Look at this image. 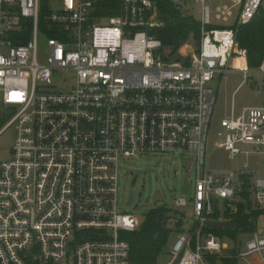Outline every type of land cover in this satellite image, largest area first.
Segmentation results:
<instances>
[{
	"label": "built area",
	"instance_id": "1",
	"mask_svg": "<svg viewBox=\"0 0 264 264\" xmlns=\"http://www.w3.org/2000/svg\"><path fill=\"white\" fill-rule=\"evenodd\" d=\"M101 1L61 0L43 30L42 0H0V104L15 109L0 130L15 129L11 154L0 162V264H137L123 235L143 221L120 208V162L148 154L195 162L196 226L180 231L169 259L156 264H205L228 249L205 231L207 221L233 220L248 184L252 202L264 208V177L248 161L239 170L207 167L212 83L230 69L246 80L237 32L264 14V0L217 6L226 22L237 9L227 26L213 24L207 0H193L201 7L200 41L195 50L183 43L184 62L170 60L155 34L166 26L158 0H119L108 11ZM255 69L264 74V59ZM221 127L216 146L230 158L264 155V105L222 119ZM214 196L228 200L225 219L214 218ZM188 203L175 198L178 207ZM236 259L264 264V232H253Z\"/></svg>",
	"mask_w": 264,
	"mask_h": 264
},
{
	"label": "rangeland",
	"instance_id": "2",
	"mask_svg": "<svg viewBox=\"0 0 264 264\" xmlns=\"http://www.w3.org/2000/svg\"><path fill=\"white\" fill-rule=\"evenodd\" d=\"M171 1V0H170ZM228 0H207L211 6L212 22L217 26H227L232 23L237 14L229 22L216 17L217 6ZM61 0H46L47 7L57 9L61 6ZM178 5V6H177ZM176 7L182 10L183 15L190 16L196 22L201 19V7L193 0H183L177 3ZM200 32V30H199ZM189 38L190 47L194 50L199 43V37ZM47 35L42 32L39 35V55L40 61L45 62L48 58L49 48L47 45ZM183 45V44H182ZM182 45L174 53L170 47L169 59L184 62L185 58L181 56ZM166 51V49H164ZM183 50V49H182ZM54 80L48 85L57 84ZM213 86L217 89V99L214 106L212 121L210 125L209 144L207 149L208 159L207 167L213 172L225 171L229 169L239 170L243 168L244 162L248 161L250 168L259 171L264 177V155L241 154L235 158H230L229 154L216 146L219 139L218 132L222 130L221 120L230 117L232 114L238 115L246 107L264 105V74L259 73L254 68L250 71L245 80L243 72L228 70L220 73L213 81ZM0 114L8 118L13 117L15 109L11 106L0 104ZM15 136L13 126L7 128L0 134V162L9 158L11 147ZM248 149L247 146H242ZM193 155L187 154H148L141 155L137 158L122 159L120 162V191L119 200L120 208L124 211L132 212L135 210L138 217L144 221L145 216L152 209L168 208L174 214L181 215L182 219L175 217L165 219L167 227L173 229L169 241L164 249L163 254L159 257L158 262H166L170 245L175 240L180 231L194 230V206L193 197L195 191L194 169L195 162L192 160ZM191 159V160H190ZM255 176V175H254ZM186 197L189 200L188 205L178 207L175 205V198ZM235 202H246L242 197H238ZM253 209H262L257 207L252 201ZM228 200L220 199L214 196V210L222 219L229 214ZM206 231V230H205ZM264 232V213L258 217L256 227L253 232ZM251 232L240 231L238 234L224 233L219 235V240L228 247L219 254L224 255L246 250V241L251 237ZM246 261H238L237 264H247ZM67 264V261L61 263ZM205 264H223L220 259L210 261L206 259Z\"/></svg>",
	"mask_w": 264,
	"mask_h": 264
},
{
	"label": "trees",
	"instance_id": "3",
	"mask_svg": "<svg viewBox=\"0 0 264 264\" xmlns=\"http://www.w3.org/2000/svg\"><path fill=\"white\" fill-rule=\"evenodd\" d=\"M105 10H110L111 6L119 3V0L101 1ZM161 15L166 20V26L156 30L155 34L162 40L163 45L170 47L175 53L179 47L189 40L191 35L198 38L200 36L199 24L190 16H185L177 9L175 4L169 0H158ZM49 13L46 0H42L40 27L44 30L48 25L46 16ZM28 26L30 23L27 22ZM239 45L246 50L249 68H257L264 59V14L259 13L251 23L241 26L237 32ZM19 42V41H18ZM10 118L0 114V130ZM249 184L241 197L246 202L237 204V210L233 214V220L238 222V227L230 231H219L211 228H205L206 231L216 235L224 233L238 234L240 231L253 233L259 216L264 213V208L253 209L251 206V197ZM168 208L152 209L145 216V220L138 230L127 232L123 237L131 246V259L137 264H156L159 257L163 254L164 249L169 241L173 229L167 227L165 221L158 220V214L170 211ZM177 219H182L181 215L175 214ZM216 213L214 218H218ZM210 261L220 259L223 264H237L236 253L229 255H208Z\"/></svg>",
	"mask_w": 264,
	"mask_h": 264
},
{
	"label": "water",
	"instance_id": "4",
	"mask_svg": "<svg viewBox=\"0 0 264 264\" xmlns=\"http://www.w3.org/2000/svg\"><path fill=\"white\" fill-rule=\"evenodd\" d=\"M176 217V215L173 212H161L158 214V220L162 221L168 218ZM207 227L214 229V230H225L230 231L234 230L238 227V222L236 220H230V221H217V220H209L206 222Z\"/></svg>",
	"mask_w": 264,
	"mask_h": 264
}]
</instances>
